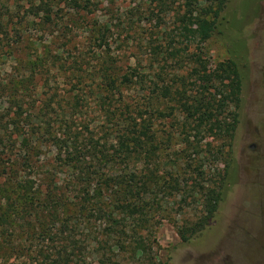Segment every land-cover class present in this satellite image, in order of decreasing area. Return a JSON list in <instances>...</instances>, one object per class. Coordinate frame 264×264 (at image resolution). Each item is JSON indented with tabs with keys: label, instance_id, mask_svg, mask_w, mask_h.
Wrapping results in <instances>:
<instances>
[{
	"label": "rangeland",
	"instance_id": "374dc122",
	"mask_svg": "<svg viewBox=\"0 0 264 264\" xmlns=\"http://www.w3.org/2000/svg\"><path fill=\"white\" fill-rule=\"evenodd\" d=\"M188 1L0 0V128L21 103L23 123L38 131L23 165L21 138L0 136V264L47 260L54 243L35 218L53 209L67 221L52 224V232L58 224L71 229L75 264H264V0H225L204 41L185 39L178 28ZM229 61L241 90L239 107L220 112L232 123L227 135L197 128L177 97L158 92L165 79L173 89L185 85L191 101L201 89L195 68L212 73ZM134 68L140 81L137 73L129 84L109 85ZM134 119L149 125L152 153L129 150L106 170L135 173L154 189L141 201V215L126 221V245L117 249L108 222L93 211L83 218L59 160L65 148L60 153L56 144L82 156L96 148L111 154L131 136ZM82 156L73 162L76 173L96 163ZM24 178L38 193L29 205H13L19 191L12 192V180ZM208 188L223 192L214 223L182 243L177 226L202 214ZM61 191L71 215L50 199L60 201L52 193Z\"/></svg>",
	"mask_w": 264,
	"mask_h": 264
},
{
	"label": "trees",
	"instance_id": "16d2710c",
	"mask_svg": "<svg viewBox=\"0 0 264 264\" xmlns=\"http://www.w3.org/2000/svg\"><path fill=\"white\" fill-rule=\"evenodd\" d=\"M224 3L225 0H190L185 2L182 13L178 14V28L183 37L185 39H198L200 41L208 39L212 35L214 29V20L223 9ZM5 32L6 30L2 23H0V33L4 34ZM197 64L202 68L201 62ZM204 70H206V67L203 65V71ZM203 71L200 73L197 68L194 70V83L199 80L198 88L201 87V89L199 92H196L191 101H189L186 95L187 91L185 85H181V88L179 86L173 89L171 84L165 81V79L161 80L162 84L158 92L164 98L170 96L177 97L181 110L191 122H197V128H204L207 126V129L213 130V128H215L221 135H227L229 134L232 123L226 122V118H224V120L219 119V116H221L220 112L229 104L234 103L237 108L239 107L241 79L236 63L234 61H229L225 63V65L221 64L217 67L216 71L212 73ZM137 73L136 68H134L129 74L122 75L119 83H116L115 79H110L109 85L115 88L121 83L129 84L133 81V77H138L135 76ZM166 76L167 74L164 73V75L160 77ZM139 77L138 80L140 81L142 75L139 74ZM211 87L214 88L213 92L210 91ZM197 95H199V97H196ZM16 108V111L10 114V123L4 125L2 129L0 128V136L3 142L5 138L10 140L14 133L16 134V139L21 138L19 140L20 146L18 150L20 151V156H22L23 162L21 165H23L26 159L29 160L33 137L38 134V131L34 126L23 123V121L27 122L28 118L23 117L22 104H17ZM237 118L238 115L234 113L232 118L233 121H236ZM31 121H33V119H31ZM135 122L134 119L131 136L123 141L121 140L119 142L121 146L119 150H115L111 154L96 148L94 152L82 156L76 148L69 151L68 145L62 144L60 141H57L56 144L59 147L60 153L62 147L65 148L64 152L66 155L64 157H59V160L62 167L68 171L67 184L71 187L72 191L77 193L79 198L78 206L82 212L83 218L87 217L88 214L90 215L93 211L92 215L97 214L98 217L108 222L107 228L114 237L112 247H116L117 249L126 245V221L136 218L137 215H141V201L143 202L154 189V183H152L150 179L148 181L141 180L139 175L135 173L128 172L127 174L117 173L111 175L109 174L111 170H106L110 165H116V159L121 160L123 157L125 158V153L129 150L136 152L146 147V155L152 153L153 137L148 134L149 125L145 124V121L143 124L140 123L139 125ZM137 126H139L138 129L136 128ZM127 141H130V143ZM81 156L82 158H87L90 162L96 160V163L93 165H91V163L90 165L85 164L82 166L84 170L81 169L76 173V171L73 170L75 167L73 162H75V160L79 162ZM83 161L86 160L83 159ZM70 169L73 171L69 172ZM106 174L109 175L107 176ZM11 185L12 192L17 194L16 190H18L19 193L24 195V197H22L21 194L18 193L15 198L13 197L11 202L13 205H15V202H20L22 200H25L29 205L31 201H33L34 194L38 193L34 186V182L27 178L22 180L13 179ZM52 195L54 197L59 195L60 201L53 198L50 199L62 207L63 214L65 212L69 213L70 207H68V200L65 192L61 191L59 194L53 192ZM204 196L205 202L202 214L194 222L185 226H177V234L182 243H187L199 236L212 225V222L214 223L213 219L218 212L220 202L223 200V192L214 188H208L205 190ZM128 198L134 200L132 206L126 203ZM40 203L42 205L41 201ZM60 211V209H53L51 213L48 212V214H45L41 220L35 218L36 222L40 225V232L43 233V237H47L51 243H54V252L51 254L53 256L51 257L50 255L43 264H75L74 258L77 255L73 252L74 250H70L69 244L74 239L71 229H69L66 224L63 228L60 227L62 224H58L55 227V231L52 232L53 228L51 227L62 219L59 217ZM65 217L67 218L68 216ZM7 221H9V217ZM66 221L67 220L64 219L61 222ZM124 222L125 225H123ZM133 232H135V230H133ZM1 243L0 241V244ZM138 243L137 241V244ZM138 249L139 245L133 247L134 252H137ZM107 250L110 251V249ZM143 251L147 252V248H145V250L143 249ZM104 256L110 259V255L104 253Z\"/></svg>",
	"mask_w": 264,
	"mask_h": 264
}]
</instances>
